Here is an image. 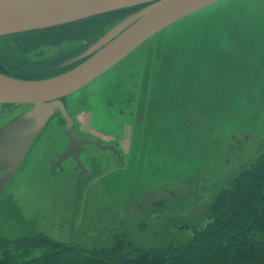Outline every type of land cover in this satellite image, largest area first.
<instances>
[{
    "label": "rangeland",
    "instance_id": "rangeland-1",
    "mask_svg": "<svg viewBox=\"0 0 264 264\" xmlns=\"http://www.w3.org/2000/svg\"><path fill=\"white\" fill-rule=\"evenodd\" d=\"M149 3L115 9L122 11V16L115 20L108 18L105 23L102 19H95L82 25L79 30L60 29L58 31L60 34L77 33L65 35L67 42L60 48L55 45L39 46L40 44L26 48L27 42L22 45L19 41L16 43L14 41L16 38L12 37V43L6 42L5 45H0V58H4V54L10 52L12 66L20 70L23 58L36 61L59 50H70L64 56L75 53L72 55L74 57L85 49L80 55L72 58L71 63L77 62L81 57L93 55L127 16L133 15ZM221 3L192 16L194 19L189 23L192 26H201L199 30L192 31L184 20L167 30L168 34L164 40L165 49L171 54L165 58L163 66L166 67L162 71L167 77L160 78L161 82L155 83V89L158 91H154L152 99L157 97L165 99V96H168L169 99L173 97L172 102L167 99L149 104L144 94L146 87L142 86L141 91L136 94L130 88L126 92L131 95L124 94L121 101L113 102L112 107L109 96L106 103H102L106 95L103 97L100 95L105 93L112 80L119 75L132 77L134 66H142L141 63L136 64V59L132 61V58L126 59L123 66L114 68L113 75L110 73L107 77H101L88 88L63 100L68 112L74 117V128L80 137H91L102 144L115 143V146L122 149L128 147L130 149L128 154H132L134 162L139 154H143L140 148H148L145 152L150 153L151 160L145 171L147 179L158 180L162 171L168 174L175 172L178 174L177 178H186L181 186L177 184L175 193L168 194L159 202L153 200L147 202L136 213L139 217H132L144 220L145 224H154L156 228L166 232L164 235L171 239L182 235L187 238L190 232H194L192 217L202 218L203 221L198 224L201 228L206 227L208 222L206 220L210 218V201L219 192L221 184L226 182L229 173L235 172L243 164L264 153V0H227ZM228 4L237 6L239 16L247 22L246 31L235 34L233 26L223 25V21L232 20L245 26L242 20L233 17V6L230 10ZM108 12L98 15H107ZM212 24L216 26L214 30ZM204 29L210 36L217 37L220 41L208 44L204 38ZM181 34L187 38V43L182 47H176L173 39L168 38ZM222 35L230 36L222 40L220 39ZM65 36L59 35L61 39ZM59 37H51L50 41H55ZM154 39L160 37L156 36ZM68 63L69 61L65 60L63 65ZM174 66L178 69L171 72L170 69ZM178 66H187L189 82L183 78L186 69L180 71ZM195 66H204L201 79H198L195 73ZM175 74L180 77L177 78ZM191 74L193 77L190 76ZM139 87L140 81H136L137 92ZM173 89H177L176 95ZM107 91L112 93V87ZM95 97L97 103L93 101ZM244 104L247 105L246 111H251L249 123L244 127L256 138L251 143L250 138L244 136L247 134H241L239 126H227L229 121L239 118ZM153 105L159 108L158 112H151ZM31 106V104H13L10 110L0 105V128ZM104 108H108L107 113H104ZM109 108L112 110L109 111ZM144 111L148 112L145 122L152 135L150 131L141 129L131 138L128 132L132 130L131 127L136 129L141 127V114ZM172 114L178 122L173 123ZM108 117L113 119L110 126L107 125ZM178 123L183 128L176 125ZM65 124L66 120L62 112L56 110L38 135L39 137L51 127L48 130L52 134L51 138L48 141L38 142L35 147H33L34 141L27 151L22 169L1 192L0 236L14 240L24 234H32L31 231H39L51 238L68 242L73 240L74 232L80 228V231L86 232L88 237L86 241H82L95 243L105 241L113 227L125 220L121 206V192L126 190L125 193H128L130 188L127 185V187L123 186V173L115 167V164L124 162L125 156L114 162V165L106 166L108 161L118 159L117 153L101 151L88 144L89 150L81 154L82 159L86 161L88 173L81 176L70 167L59 173L51 172L52 159L55 158L56 153L63 149L64 152L71 141L70 136L65 132ZM155 124L158 125L157 134L154 131ZM189 126L193 129L188 128ZM52 128L59 129L54 132ZM233 134L236 135L239 146L235 144L230 149L228 137ZM42 140H45L44 133ZM170 144L177 146L170 149L161 160L159 149ZM234 149L236 150L232 151ZM222 153L229 158L225 159ZM233 155L237 156L234 162ZM46 158L50 161L49 168L38 166L42 161L45 162V166ZM152 160L154 163H151ZM192 160H195L193 171L197 176L195 173L192 174L191 167L181 168L184 163L191 164ZM226 160L229 171L217 172L222 161ZM198 163H203V168L207 169L208 175L205 177L199 176L201 168ZM72 164L74 165L73 162ZM67 165L70 166V163ZM151 165L153 168L150 172ZM108 169L110 174L107 178ZM5 171V168L0 170V176ZM101 175L102 177H99ZM113 175L120 176V183L107 185ZM10 186H12V195ZM22 217L34 224L27 226L25 223L26 228L24 226L22 228L23 224H20ZM129 217L130 215L127 216L126 221ZM125 227L126 225L115 236H122L126 231ZM160 240L164 239L157 238L155 242ZM189 258L190 256L186 255L180 261L183 264L193 262L205 264L202 259L195 256L190 260Z\"/></svg>",
    "mask_w": 264,
    "mask_h": 264
},
{
    "label": "water",
    "instance_id": "water-1",
    "mask_svg": "<svg viewBox=\"0 0 264 264\" xmlns=\"http://www.w3.org/2000/svg\"><path fill=\"white\" fill-rule=\"evenodd\" d=\"M225 1L227 0H0V34L55 26L86 18L94 14L150 2L133 15L127 16L104 40L93 55L78 66L62 74L44 79H24L0 72V104L14 103L32 105L0 128V170L3 168L6 169L3 175L0 176V194L19 172L27 151L56 110H60L66 120L65 132L70 136L71 141L64 152L57 153L56 159L52 163L53 172L59 173L60 171H64L66 167H70L76 173L79 172L81 176L88 173L86 161L81 157L83 152L89 150L88 144L97 147L101 151H113L117 153L116 156L118 159L108 161L106 166L114 165V162L119 161L125 156L123 163L115 164V167H118L117 170L123 173V186L127 185L130 188L128 193H125L126 190L121 192L123 219H127V216H131V214L137 215L136 213L139 208L143 207L147 202L152 200L159 202L164 200L168 194L175 193L174 189L177 184L181 186L186 178H177L178 174L174 172L170 174H174L177 179L173 178L175 180H168L164 177L168 173H163L162 171V175L158 180L147 179L145 171L151 160L150 153L145 152L148 148H140L143 154H139L134 162L132 154H128L130 151L128 147L122 149L115 146V143L112 144L108 142L109 144H102L97 139L91 137H80L74 128V119L68 112L62 98L83 91L101 77H107L110 73L113 75L118 66H123L126 59L132 58V61L136 59V64L141 63L142 66H134L135 71L132 77L119 75L112 80L107 86L105 93L100 95L102 97L106 95V99H103L102 103L105 104L107 96H109V102H112L110 106L112 107L113 102L121 101L124 94L128 96L131 95L129 92H126L129 91L130 88H132L136 94L141 91L142 86L146 87L144 94L149 104L156 101H166L167 99L172 102L173 97L169 99L168 96H165V99H158V97L154 100L152 99L154 91H158L155 89V83L161 82V79L167 77L165 73L162 74L163 69L166 67L163 66V62L165 58L171 54L170 51L165 49L164 40L168 34L167 30L174 27L175 24L183 22V20L192 31L199 30L201 26H192L189 23L194 19L192 16L212 5L218 3L222 4L221 2ZM231 6H233V17L242 20L247 27V22L244 18L239 16V12L236 10L237 6L228 4L230 10ZM233 23L234 21L232 20L228 23L223 21V25L227 26H233ZM163 33L164 35L162 36ZM156 36L160 37V39H154ZM229 36L230 35H222L220 39L223 40ZM171 38L176 47H182L187 43V38L182 34L177 37H169L168 39ZM204 38L208 44L220 41L217 37L210 36L205 29ZM153 66H155V68L152 71L151 69ZM178 67L180 71L186 69L183 78L186 82H189L187 79V66ZM203 68L204 66H195V73L198 79L202 78ZM177 69L178 68L174 66L170 71L175 72ZM174 76H177V78L180 77L177 74ZM190 76L193 77L192 74ZM136 81H140L138 92L136 91ZM109 87H112V93H108L107 90ZM173 90L176 95L177 89ZM89 94L92 97V94ZM168 94L169 92H167L166 95ZM93 101L97 103L96 97ZM242 109L240 111V117L247 114L248 119L245 123H249L251 111H246V104L243 105ZM111 110L112 108H109V111ZM158 111L159 108L153 105L151 112ZM107 112L108 108H104V113ZM146 113L148 112L144 111L141 114V127L139 129L131 127L132 130L128 132L131 138H133L132 136L134 133L137 134L141 129L150 131L152 135L151 130L146 126ZM107 119V125L110 126L113 123V119L111 117ZM172 121L173 123L178 122L173 114ZM176 125L183 128L179 123ZM227 126L231 127L232 125L227 123ZM244 126H239L241 134H247L244 136L250 138V143L254 142L256 138L247 131ZM188 128L193 129V127L190 126ZM154 131H156L157 134L158 125L156 124L154 126ZM193 137L194 135L192 139ZM200 142L202 144V141ZM228 142L230 149H232L233 145H237L238 141L236 135H229ZM250 143L246 148H248ZM174 146L177 145L170 144L165 148L161 146L159 149L161 160ZM235 150L236 149L232 151ZM222 156H224L225 159H227V157L229 158V156L223 153ZM235 158H237V156L233 155V162ZM193 161L195 160H192L191 164L184 163L181 168L191 167L190 171L192 174L195 173V171H193L195 167ZM227 161L228 160L222 161L217 172L220 170H225V172L229 171L228 166H226ZM68 163H70V166L67 165ZM151 163H154L153 160ZM44 164L45 162L42 161L38 166L47 168V165L44 166ZM198 164L201 168L198 173L200 174L199 176L205 177V175H208L206 174L207 169L203 168V163ZM151 168H153V165L149 168L150 172ZM178 170L180 169H177V171ZM109 174L110 172L108 169L107 178ZM195 176H197L196 173ZM99 177H102V175ZM120 180L119 175H113L110 178V183L107 185L120 183ZM10 192H12V186H10ZM118 225L115 227H119Z\"/></svg>",
    "mask_w": 264,
    "mask_h": 264
},
{
    "label": "trees",
    "instance_id": "trees-1",
    "mask_svg": "<svg viewBox=\"0 0 264 264\" xmlns=\"http://www.w3.org/2000/svg\"><path fill=\"white\" fill-rule=\"evenodd\" d=\"M233 28L240 34L247 27L234 22ZM247 119L244 114L228 123L241 127ZM229 174L210 201L207 226L201 228L203 219L192 217L194 232L187 238L171 239L131 214L105 241L95 243L83 242L88 237L81 231L68 242L34 231L14 240L0 236V264H183L186 255L205 264H264V153ZM164 177L177 179L174 174ZM25 223L33 224L22 217V228ZM125 225L122 236H115ZM157 238L164 240L156 243Z\"/></svg>",
    "mask_w": 264,
    "mask_h": 264
},
{
    "label": "flooded vegetation",
    "instance_id": "flooded-vegetation-1",
    "mask_svg": "<svg viewBox=\"0 0 264 264\" xmlns=\"http://www.w3.org/2000/svg\"><path fill=\"white\" fill-rule=\"evenodd\" d=\"M102 13H105V12H102ZM98 14H101V13H98ZM98 14H94V15H91V16H88L86 18H82L79 20L58 24L55 26L0 34V45L1 44L5 45L6 42L12 43V37H15L16 40L14 41L16 43L17 41H19L22 43V45H25L24 43L27 42L29 45L28 44L25 45L26 48L36 47L39 44H40L39 46L55 45V47L60 48L64 46L65 43L67 42V37L65 35L68 36V35L77 34L76 32H67V33L62 32V34H60V32H58L60 29L65 28L68 30L69 29L79 30L82 25L86 24L87 22H92L95 19H102L103 23H105L108 21V18H110L111 20H115L118 17L122 16V11L113 10V11H109L107 15H104V14L98 15ZM38 34H39V37H38ZM59 35H64L65 36L64 39H61ZM41 36H42V39H41ZM51 37L53 38L59 37V38L56 39L55 41H50ZM89 42L91 41L89 40ZM83 51H85V49L82 50L80 53H82ZM68 52H70V50H62V51L59 50L57 52L47 54L36 61H30L28 58H23L22 59L23 63L20 65L22 68H20V70H17L16 66H12V56H11V53L9 52L8 54H4V58L2 59L0 58V72L14 76V77L24 78V79H44V78H49L52 76L62 74L74 68L75 66H78L79 64H81L83 61H85L86 59L90 57V56L81 57L77 62L71 63L73 62L72 58L80 55V53H78L74 57H72V55H74L75 53L70 54L68 56H64ZM65 60H68L69 63L63 65ZM65 99H66L65 97L62 98V100H65ZM13 104L14 103H4L0 105H3L4 107L9 108L11 110ZM50 128L51 127H49V129ZM57 129L59 128H55V129L52 128L54 132ZM48 130L46 132H48ZM42 134L37 138L33 147H35V145H37V143L42 140ZM152 225H153V229L160 230L156 228L154 224ZM79 232L80 231L76 232L73 238H79L81 236V235L79 236Z\"/></svg>",
    "mask_w": 264,
    "mask_h": 264
}]
</instances>
